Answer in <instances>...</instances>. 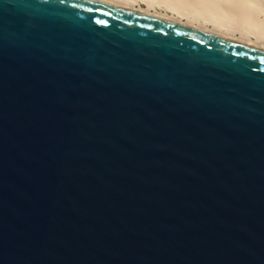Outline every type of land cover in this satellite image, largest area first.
<instances>
[{"label": "water", "instance_id": "95a60500", "mask_svg": "<svg viewBox=\"0 0 264 264\" xmlns=\"http://www.w3.org/2000/svg\"><path fill=\"white\" fill-rule=\"evenodd\" d=\"M0 264H264V50L0 0Z\"/></svg>", "mask_w": 264, "mask_h": 264}, {"label": "bare ground", "instance_id": "6f19581e", "mask_svg": "<svg viewBox=\"0 0 264 264\" xmlns=\"http://www.w3.org/2000/svg\"><path fill=\"white\" fill-rule=\"evenodd\" d=\"M264 50V0H97Z\"/></svg>", "mask_w": 264, "mask_h": 264}]
</instances>
